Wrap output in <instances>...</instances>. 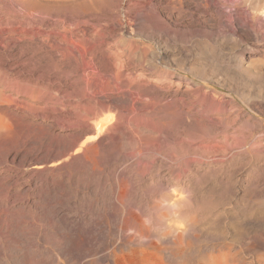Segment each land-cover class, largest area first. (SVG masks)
Segmentation results:
<instances>
[{
    "label": "rangeland",
    "instance_id": "rangeland-1",
    "mask_svg": "<svg viewBox=\"0 0 264 264\" xmlns=\"http://www.w3.org/2000/svg\"><path fill=\"white\" fill-rule=\"evenodd\" d=\"M15 1L38 0H0V30L2 19ZM51 1L55 7L64 4V9L77 10L75 18L69 16L58 29L38 30L37 36L18 28L10 39L49 47L64 46L69 41L107 43L104 52L127 67L124 72L142 76L149 82L147 89L167 96L159 108L161 116L178 107L171 105L175 94L178 98L186 93L187 102H194L191 108L196 123H192L191 129L195 135H199L202 126L212 125L208 116L214 120L213 125L222 121L227 127V145L222 146L225 150L219 153V148L204 147L205 150L191 152L189 162L182 157L180 161L188 166H183L186 176L178 185L170 184L168 188L170 192L176 189L172 194L181 192L177 195L186 203L179 207L188 208H177L186 212L175 209V216L171 211L170 221L166 219L167 224L157 225L166 226L175 219L181 225L175 223L177 228L183 230L191 220L192 242L195 240L191 251L171 264H264V0ZM0 37L6 39L8 35ZM88 52L87 46L78 48L73 52L74 62L83 63ZM96 54L98 59L100 54ZM60 77L54 75L53 82ZM66 77L62 76L75 82L81 76ZM5 78L10 84H0L4 100L0 110L6 109L10 114L0 113V264H44L48 254L39 259L37 248L30 240L22 239L23 233L31 232L35 226L34 209L13 203L17 194L21 198L27 195V187L23 191L22 187L28 184L41 190L54 184L94 183L89 177L98 171L94 174L88 166L78 172L70 158L80 145L74 135L81 134V141H85L94 139L95 133L83 135L84 129L72 124L75 117L68 119L69 113H75L77 101L67 111L64 99L71 93L78 94L86 85L67 89V81L60 86H45L30 82L22 74ZM45 92H50L53 100L48 96L38 103L39 107L34 106L33 97H41ZM57 94L64 101L56 100ZM203 100L208 101L204 110L200 107ZM111 113L105 117L114 112ZM236 142L241 145L237 146L238 155L233 148ZM169 190L162 192V198L166 197L161 199L164 203L168 195L172 196ZM188 203L192 206L190 212ZM112 218L110 213H104L98 221L113 223ZM25 227L29 229L24 230ZM60 260L45 263L64 264ZM165 262L168 263L167 259Z\"/></svg>",
    "mask_w": 264,
    "mask_h": 264
},
{
    "label": "bare ground",
    "instance_id": "bare-ground-1",
    "mask_svg": "<svg viewBox=\"0 0 264 264\" xmlns=\"http://www.w3.org/2000/svg\"><path fill=\"white\" fill-rule=\"evenodd\" d=\"M50 2L15 1L2 19L0 35L7 34L8 38L0 37V84L4 87L10 84L9 79L5 78L7 75L22 74L28 76L30 82L37 81L45 86L52 83L60 86L66 81L67 89H78L80 85H86L78 94L71 93L64 99L67 111L71 103L77 101L75 113H69L68 119L75 117L72 124L76 128L84 129L83 135L95 133V137L81 141V134L74 135L80 145L70 159L78 172L90 166L94 174L96 171L98 173L89 177L94 180V183L90 180L92 184L89 181V184H54L41 190L35 186L31 188L29 184L21 186L22 191L27 187V195L21 194V198L20 193H16L17 199L15 198L13 205L33 208L37 218L34 219L36 223L32 231H25L22 239L30 240L37 248L39 254H35H38L36 256L39 259L45 254L49 255L48 258L45 256L47 260L43 259L44 264L60 259L64 264H166V259L171 264L180 260L189 252L195 241L192 242L193 223L187 220V228L183 230L177 228L179 224L178 221L174 222L175 219L166 226L157 225L168 220L171 211L175 216L177 208H188L179 207L183 202L177 194L181 192L172 194L173 190L170 192L168 188L170 184L178 185L186 172L183 166H187V163L180 161L182 157L189 162L191 152L204 147L219 148L218 152L225 150L222 146L227 145L225 143L228 137L224 136L227 127L223 126L222 121L213 125L214 120L208 116L207 121L212 122V125L202 126L198 130L199 135H195L191 129L192 123H196L193 122L196 118L191 108L194 102H187L186 93L178 98L175 94L171 98V105L178 107L161 116L159 108L166 102L167 96L147 89L149 82L141 78L142 76L124 72L123 69L127 67L116 63L114 56L108 57L104 52L107 43L69 41L64 46L49 47L47 44L16 42L10 39L18 28L26 29L34 36L39 34L36 31L43 28L58 29L69 16V19H74L75 13L78 12L64 9V4L55 7V4L51 5ZM83 45L87 46L90 53H87L88 58L85 56L83 63L78 61L81 64H77L74 62L73 52ZM96 53L98 56L100 54L98 59ZM53 61L56 62L55 66L52 65ZM82 72L84 75H81ZM54 75H61V79L53 82ZM62 76L70 79L73 76L81 77L72 82L69 79L64 80ZM48 96L51 98L50 92H45L41 97L34 96L33 105L39 107L38 103L46 101ZM55 97L56 100L62 99L59 94ZM3 101L0 91V106ZM207 102H201L200 107L203 110ZM150 103L153 105L149 106ZM112 111L113 115L105 117ZM0 113L10 114L6 109L0 110ZM178 117L181 119L179 122ZM219 137L225 138L218 140ZM237 143L240 142H236L233 147L236 155L239 153L237 146H241ZM84 180L86 182L87 179ZM166 190H169L172 196L168 195L169 199L165 204L163 200L166 197L162 198V192ZM174 191L176 192V189ZM27 197L30 199L23 201ZM190 202L192 203V200ZM188 205L187 211L190 212L192 206L189 203ZM81 208L83 214L80 213ZM181 209L178 211H183ZM104 213L113 216V223L98 221ZM187 217L186 219H189L191 216ZM15 233L19 235L18 232ZM49 243L52 248H47ZM7 253L10 254V251Z\"/></svg>",
    "mask_w": 264,
    "mask_h": 264
}]
</instances>
